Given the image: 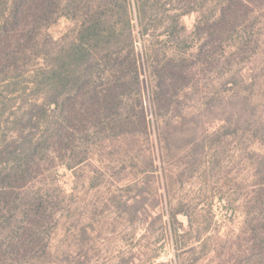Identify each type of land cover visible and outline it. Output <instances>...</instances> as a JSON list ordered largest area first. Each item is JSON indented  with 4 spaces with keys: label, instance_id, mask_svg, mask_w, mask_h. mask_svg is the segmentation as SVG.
Masks as SVG:
<instances>
[{
    "label": "rangeland",
    "instance_id": "374dc122",
    "mask_svg": "<svg viewBox=\"0 0 264 264\" xmlns=\"http://www.w3.org/2000/svg\"><path fill=\"white\" fill-rule=\"evenodd\" d=\"M188 2L198 9L183 17L191 32L199 20L211 24L223 0H159L148 14L164 20L174 13L168 9ZM132 11L137 12L134 4ZM78 26L61 16L42 33L70 40ZM162 39L148 37L162 57L165 52L196 62L201 40L180 52ZM236 44L244 45L242 54ZM144 45L140 40L139 50ZM43 62L41 58L38 66ZM240 69L253 84L249 90L239 88ZM194 71L193 85L174 104L161 107L156 80L143 67L142 98L131 103L135 120L145 110L153 133L149 142L124 138L90 144L77 139L71 145L74 152L88 149L90 156L73 168L68 167L71 151L54 152L55 160L29 189L59 203L48 236L53 264H239V236L245 237L247 219L264 218L259 206L253 208L264 192V137L248 128L228 132L227 119L238 114L239 120L245 94L252 98L251 112L264 111V7L249 14L224 49L211 62L196 64ZM31 73L0 82V151L16 144L22 129L35 138L42 134V127L30 130L27 121L34 97ZM255 73L257 80H249ZM236 125L239 121L233 120L231 130ZM240 244L246 247L245 241Z\"/></svg>",
    "mask_w": 264,
    "mask_h": 264
},
{
    "label": "trees",
    "instance_id": "16d2710c",
    "mask_svg": "<svg viewBox=\"0 0 264 264\" xmlns=\"http://www.w3.org/2000/svg\"><path fill=\"white\" fill-rule=\"evenodd\" d=\"M150 1L0 0V82L32 70L28 82L34 97L27 121L30 130L42 127L37 138L34 133L24 135L22 129L20 140L0 151L7 154L0 156V264H53L48 236L59 203L42 192L33 195L29 189L55 160V151H71L68 167L73 168L90 156L88 149L74 152L71 145L77 139L90 144L124 138L149 142L153 133L145 110L141 108L140 119L135 120L131 103L142 98L143 67L156 80L154 93L160 106H170L193 85L194 66L211 62L249 14L264 7V0H223L211 24L199 20L189 32L183 17L198 12L194 5L188 2L185 7L168 9L174 13L160 20L148 14L159 0ZM61 16L79 22L75 35L70 40L44 36L42 31ZM159 28V33L154 32ZM151 35L163 37V42H171L180 52L188 51L195 39L201 40L196 62L165 52L162 57L161 50L148 40ZM140 40L145 44L141 50ZM236 46L239 54L245 50L244 45ZM41 58L44 62L38 66ZM242 72L239 88L249 90L253 84ZM250 76L249 80H257L256 73ZM241 104L239 120L234 117L238 114H231L227 131L248 128L254 136L264 137V111L251 112L252 98L247 94ZM233 120L239 126L236 123L231 130ZM263 196L264 192L257 195L258 205L253 207L259 206L262 212ZM244 236H239V264H264V218L247 219ZM243 241L246 247L240 244Z\"/></svg>",
    "mask_w": 264,
    "mask_h": 264
}]
</instances>
